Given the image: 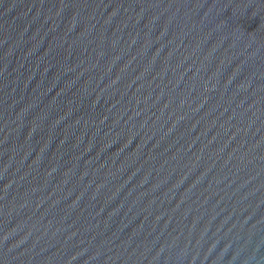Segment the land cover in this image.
<instances>
[{
  "label": "water",
  "instance_id": "95a60500",
  "mask_svg": "<svg viewBox=\"0 0 264 264\" xmlns=\"http://www.w3.org/2000/svg\"><path fill=\"white\" fill-rule=\"evenodd\" d=\"M0 264H264V0H0Z\"/></svg>",
  "mask_w": 264,
  "mask_h": 264
}]
</instances>
